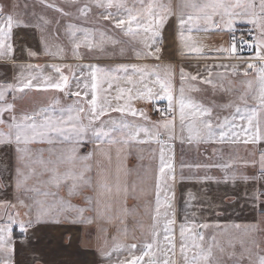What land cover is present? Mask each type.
Masks as SVG:
<instances>
[{
    "label": "snow or ice",
    "instance_id": "snow-or-ice-1",
    "mask_svg": "<svg viewBox=\"0 0 264 264\" xmlns=\"http://www.w3.org/2000/svg\"><path fill=\"white\" fill-rule=\"evenodd\" d=\"M38 2L61 16L69 15L55 4L45 0ZM62 3L71 6L79 0H62ZM93 7L102 10L98 19L108 21L112 32L126 37L129 44L139 45L138 50L133 48L134 58L145 63L119 64L111 68L92 63L75 68L70 64H51L56 76L45 75L44 68L38 64L26 63L19 66L15 83L0 82V147L12 149L16 161L15 203L0 202V209L4 210L0 220L7 217L0 223V253L7 259L0 264H12L13 225L26 233L36 223L48 220L59 223L61 217L71 223H113L116 220L123 223L130 214L126 202L129 198H137L138 191L144 196L154 193V203H145L151 219L146 238L140 245L135 242L125 245L113 237L111 249L100 250L103 258L110 259L113 252L127 248L131 258L120 264H180L181 260L182 264H226V260H234V264L245 261L246 264H264V248L253 235L264 231L259 225L217 224L215 227L220 231L206 239L199 229H209L212 225L181 223L177 243L176 219L172 211V185L176 179L173 142L177 139L196 145L251 144L254 151H259L258 163L261 176H264V148L259 147L264 143V0H180L178 12L172 0H87L78 9L80 16L86 18ZM170 21L175 26L182 56L242 61L243 66L213 63L206 65L203 73L196 74L181 67L177 89V69L173 65L162 67L147 63L160 60L162 33ZM55 23L58 26L53 30L52 21L43 15L29 23L4 13L0 7V62L16 60L17 49L13 43L16 28H34L39 33L41 52L22 49L33 59L41 55L65 59V48L61 44L55 43V51L50 45V41H58L61 36L66 37L71 46L74 60L84 59L81 49L93 55H107V46L115 49L124 43L103 29L71 22L61 25L59 20ZM239 24L251 26L248 29L250 41L236 39ZM225 32L231 38L229 46L215 52H205L197 39L201 33ZM245 46L252 55L242 54ZM124 51L120 47L121 55ZM240 76L245 79L240 81L243 90L238 96L239 103L220 106L222 110L232 109L227 116L214 115L212 107L186 94L202 91L200 85L210 87L213 94L231 93L233 78ZM34 91L59 95L50 99L46 106L17 112L16 101L21 98L17 94L27 95ZM61 95L71 103H62ZM160 102L166 103L161 107ZM138 104L144 107H137ZM149 105L158 114L155 121L148 115ZM5 114L8 119L4 118ZM33 144L49 147L33 149ZM88 144L93 145L92 150L82 154L81 148ZM144 144L158 146V167L154 175L147 168L143 173L135 170L136 179L130 182L128 177L133 170L125 164L129 150ZM152 155L155 158V150ZM236 163V160H229L196 167H217L225 173V182L229 179L235 182V172L229 175L228 170ZM242 163L248 166L256 162ZM203 179L214 178L205 176ZM149 180L153 182L151 185ZM61 189L66 191L68 199L60 196ZM87 190L95 195L83 196ZM79 196H83L85 207L70 203L71 198ZM261 196L264 193L258 192L256 199ZM10 208L15 212L10 213ZM20 209H25L27 220L20 219ZM86 212L93 215L85 216ZM68 213H75V217L70 219ZM241 229V236L232 235ZM99 231L107 248L106 229L101 227ZM118 232L124 239L128 238L126 227ZM223 238H226V246L221 242ZM237 244L242 249L239 254L235 250Z\"/></svg>",
    "mask_w": 264,
    "mask_h": 264
},
{
    "label": "crops",
    "instance_id": "crops-1",
    "mask_svg": "<svg viewBox=\"0 0 264 264\" xmlns=\"http://www.w3.org/2000/svg\"><path fill=\"white\" fill-rule=\"evenodd\" d=\"M129 2H131V0H129ZM20 3L23 4V1L14 0L10 9L1 3L0 7H3L4 13L13 14L15 18L19 19L16 15L23 8L22 5H19ZM86 3L87 0H79L78 4L71 6L63 3L62 8L65 12L72 15L78 11L76 9H79V7ZM172 4L174 10L178 12L180 0H172ZM36 10L38 12L36 19H38L40 15L52 19L48 15L54 16V13H56L53 9L47 7L42 8L41 6L36 7ZM101 11V9L93 7L86 18L80 16L78 22H73L72 18L69 17V20H63L62 24L64 25L67 22H71L78 26L88 28L107 29L109 34L115 35L117 39L124 42L122 45L116 46L115 49L111 46H107L106 51H110L109 56L100 54L93 55L88 53L85 49H81L80 51L84 55V59L74 60L71 57V46L68 44L66 37L62 36V38H60L62 39V43L60 40L54 42L50 41V45L53 51H55V43L61 44L65 48V59L60 60L44 55H41L39 59L29 58L22 49H31L38 53L41 52L42 46L39 40V33L34 28H16L14 29L13 38L14 47L17 49L16 60L14 62H0V82L15 83L16 77L20 71L19 66L26 63L38 64L44 68L45 75L53 76L57 74L52 71L50 67L51 64H70L75 68L77 65L92 63L101 67L111 68L119 64L145 63V61H139L134 58L133 48L135 47L138 50L139 45L127 43L126 37L119 36L117 33L111 31L108 21L98 19V14ZM65 19H67V17H65ZM55 22L56 21L52 19L51 29L53 30L56 26ZM249 28H251L250 25L239 24L236 31L239 29L248 31ZM197 39L199 43L204 46L205 52H215V50L220 47L227 48L231 38L225 32L223 34L201 33L197 36ZM159 46L161 48L160 60H151L147 61V63L159 64L162 67L169 64L173 65L177 69V89L179 88L178 70L181 67L187 72L196 74L198 71L203 73L205 66L213 63L223 62L240 64L243 66L242 61L200 60L190 58L187 54L182 56L175 26L171 21L162 33V42ZM120 47L125 49L123 55L120 54ZM67 53H69V56H66ZM243 55L249 56L252 55V53ZM65 74H68L66 68ZM213 78L215 79V77ZM233 79L234 87L231 93L217 92L213 94L210 87L200 85L202 91L186 94L190 95L195 101L205 106L212 107L214 115L219 114L220 116H227L232 109L222 110L220 106L228 104L229 102L233 104L239 103L238 96L243 90L240 81L245 78L240 76ZM225 84H227V81H225ZM17 95L21 96V98L16 101L17 112H19L20 110L31 111L41 106H46L50 99L59 94L54 92L42 93L34 91L27 93V95ZM60 98L62 103H71V100H68L62 95ZM9 101H11V96H9ZM160 103L165 105L166 102ZM137 107H144V105L138 104ZM147 107L149 115L151 106L149 105ZM4 118L8 119L9 117L5 114ZM178 128L179 123L177 121V129ZM4 130L6 131V129ZM31 147L33 149H47L49 146L47 144H33ZM259 147L264 148V143ZM92 148L93 145L88 144L86 147L81 148V153L83 154L91 151ZM153 150H155V158L152 155ZM129 152L130 154L125 164L128 169L133 170V174L128 177L130 182L136 179L135 170H139L143 173V170L147 168L151 170L152 175L155 174L158 167L159 156L157 145H135ZM173 153L176 179L172 185V191L174 192L172 211L176 219L177 243H179V225L181 223H207L212 225L209 229H199V231L204 232L206 239L220 231V229L215 227L217 224L221 226L232 224L259 225L260 229L264 230V196L256 199V194L258 192L264 193V176H261L259 168V151H254L251 144L247 146L243 144L228 145L216 143H200L196 145L181 143L180 140L177 139L173 142ZM45 157H47V153H45ZM140 157L143 158L141 159ZM229 160L237 161L234 167L228 170L229 175L235 172V182L231 179L225 182V173L217 167H212L210 169L196 167L197 165L221 164ZM242 161H255L256 163L254 165L249 163L248 166H244ZM115 164V153L113 152V170L115 169ZM15 168L16 161L13 150L0 147V185H7V187H0V196L2 197L0 202L7 201L10 203L15 199L13 189ZM205 176L213 177L214 179L204 180L203 178ZM243 177H247V180ZM152 183L153 182L149 180L148 184L151 185ZM59 194L61 197L68 199L64 189H61ZM94 195L95 193L91 190H87L83 193V196ZM83 196L71 198L70 203L79 207H85ZM147 201H153L154 203V193L151 196H144L138 191L137 198H129L126 202V207L130 211V214L124 219L123 223L119 220L113 223H71L69 220H65L61 217L59 223L51 220L36 223L33 227H30L26 233L21 232L18 228L19 226L16 225V228H13L12 231V247L14 249L11 254L12 264H120L121 261L131 258L127 248L118 252H113L110 259L103 258L100 250L104 249L105 251H109L113 244V237L125 245L133 242L140 245L143 242L151 224L150 216L145 210V203ZM150 211L151 208L148 209V212ZM24 212L25 210L20 209V219L27 220L28 217L24 215ZM67 215L70 219L75 217V213H68ZM92 215L93 213L91 212L85 213V216ZM101 227L106 229L108 238L107 248L104 247V236L99 231ZM125 227L128 229L127 239H124L118 232V229ZM242 234L243 229H241L239 233H232L234 236H241ZM253 235L261 243V247L264 248V231L254 233ZM50 237H62L63 240L57 241V244H55L57 246H53L47 252L49 245L45 238ZM133 237H135V239H133ZM221 242L226 246V238H223ZM236 246L239 247L238 252L242 251L239 244ZM55 247L57 248L55 249ZM136 254H139L138 250ZM176 258L179 259V255H177ZM6 259L7 256L4 253H0V262ZM180 264H182V260Z\"/></svg>",
    "mask_w": 264,
    "mask_h": 264
},
{
    "label": "rangeland",
    "instance_id": "rangeland-1",
    "mask_svg": "<svg viewBox=\"0 0 264 264\" xmlns=\"http://www.w3.org/2000/svg\"><path fill=\"white\" fill-rule=\"evenodd\" d=\"M13 1L14 0H0V3L1 4H3L5 7H7V8H11V6L13 5ZM16 1H19V0H16ZM21 1H23V4H19V5H22L23 6V8H22V10L16 15V17H19V19L20 20H23V21H26V22H35V19L37 18V16H38V12H37V10H36V7H39V6H41L42 8L44 7L42 4H40L39 2H38V0H21ZM45 2L46 3H49V4H55L56 6H59V7H61L62 8V0H54V3H53V0H45ZM37 5V6H36ZM35 6V7H34ZM77 8V7H76ZM31 9V10H30ZM76 10H78V9H76ZM12 12V11H11ZM35 15H36V17H35ZM32 16H34V17H32ZM50 18H52L54 21H57V20H59V21H61V25H63L62 24V21L63 20H69V17H71L72 18V21L73 22H78L79 20H80V15H79V13H78V11L76 12V13H74V14H69L68 16H61V14L60 13H54V16L53 15H48ZM65 17H67V19H65ZM48 19V18H47ZM52 19H49L50 21H52ZM33 22V23H34ZM58 25H56L55 26V28L57 27ZM104 31H106V32H108V30L107 29H105ZM61 32H62V28H61ZM109 32H110V30H109ZM61 38H62V36H61ZM60 40V42L62 43V39H59ZM109 54H108V53ZM106 53H107V55L106 56H109L110 55V51H106ZM66 56H69V53H67L66 54ZM151 114H152V108L150 107V109H149V116L152 118V116H151ZM153 120V119H152ZM157 120V119H156ZM153 121H155V120H153ZM2 199V197L0 196V200ZM10 203H15V199H13V201L12 202H10ZM22 210H25V209H22ZM8 211L9 212H12V213H14V211H15V209H8ZM3 212H4V210L3 209H0V215H2L3 214ZM5 220H6V217L3 219V220H0V223H3V222H5ZM13 228H16V225H13ZM19 228V227H18ZM60 229V228H59ZM19 239V238H18ZM45 240L47 241V243H48V245H49V248H47V252L53 247V246H57V245H55V244H57V241H60V240H63V238L62 237H55V238H53V237H50V238H45ZM57 247H55V249H56ZM236 252L239 254V247L238 246H236ZM226 264H234V260H226ZM244 264H246V261L244 262Z\"/></svg>",
    "mask_w": 264,
    "mask_h": 264
},
{
    "label": "built area",
    "instance_id": "built-area-1",
    "mask_svg": "<svg viewBox=\"0 0 264 264\" xmlns=\"http://www.w3.org/2000/svg\"><path fill=\"white\" fill-rule=\"evenodd\" d=\"M236 39L238 41L241 40V39L250 41L251 37L248 35V31L247 30L239 29V30L236 31ZM249 53H251V52H249L247 50V46H245V50H244V52L242 54H249ZM160 106L163 107L164 105L160 103ZM151 116H152V119H158V114L153 112V110H152Z\"/></svg>",
    "mask_w": 264,
    "mask_h": 264
}]
</instances>
